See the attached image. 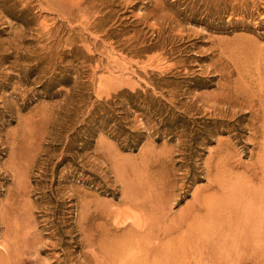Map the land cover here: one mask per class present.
Masks as SVG:
<instances>
[{
  "label": "rangeland",
  "instance_id": "rangeland-1",
  "mask_svg": "<svg viewBox=\"0 0 264 264\" xmlns=\"http://www.w3.org/2000/svg\"><path fill=\"white\" fill-rule=\"evenodd\" d=\"M262 198L264 0H0V264H264L193 246Z\"/></svg>",
  "mask_w": 264,
  "mask_h": 264
},
{
  "label": "bare ground",
  "instance_id": "bare-ground-1",
  "mask_svg": "<svg viewBox=\"0 0 264 264\" xmlns=\"http://www.w3.org/2000/svg\"><path fill=\"white\" fill-rule=\"evenodd\" d=\"M221 190H222V192H219V194H224L223 189H221ZM262 200H264V198H262ZM259 201H260V199H259ZM196 203H197V207L193 208L194 210L185 211V219L190 217L191 220L197 221L199 219L201 220L203 217L206 216L207 210H205V211L202 210V207H201V204L199 201H197ZM240 205H241V202H240ZM242 206H239V205H237L236 202L233 203V201L230 200V202L227 201L224 204H221V207L217 208L218 210H217V212H215L216 219H217V221H219L218 227H217V229H218L217 232L215 233L214 236H212V234H211L207 238L206 243L193 244V246L196 247L195 249H197V252L199 254L206 253L207 258L211 259V256L213 255V253L227 249V247H228L227 244H229L230 242H231V246H234L235 242L240 241V240H241L242 244H244L245 246H247L249 248L251 247L250 244H248L246 242V239L249 236L253 235L255 229H257V232H258L259 228H261V225L264 224V209L254 210L258 213L256 215H253L250 213V215L253 218H255V219H253V222H254V220H256V223L258 222L257 224H260V225L256 224L255 225L256 228H253L254 223L252 224L249 222V218L247 217V216H249V213L247 214V212L241 210V209H243ZM159 217L162 218L163 214L161 213V215H159ZM182 217H184V216H182ZM164 220H166V218ZM183 221H182V218L179 217V218H177V220H175L171 223L167 222L168 224H167L166 228L163 227L164 229H161V230H160V226L162 223H160L161 221L160 222L157 221V223L155 224V231L152 228V226L147 227L148 224H146L145 222H142V223L140 222L137 224V229L145 230V232L151 233V235L155 239H157L158 241H160L161 239H163L165 237L172 239L174 236H172L171 234L174 233L176 230L181 228ZM193 221H191V222H193ZM184 222L186 223L187 227H189V225H190L189 222H186V221H184ZM146 228H147V230H146ZM147 233H145V234H147ZM195 234H198V232H196V233L190 232V235L195 236ZM182 238L184 240L190 239L187 237L185 239L183 235H182ZM256 238H264V233L256 234ZM159 246L157 244L153 245V247L149 249V252H148V249L146 248L147 251L144 255L151 253L152 259L156 260V261L159 257H161V259L164 258L163 254H162V256L160 255L161 253L158 254L159 253V249H158ZM249 248H246L245 251H248ZM261 250H264V248H261ZM109 254H111V253H109ZM114 255H113V257H114ZM114 258H116V257H114ZM177 259H178V257L176 256L175 253H171L168 256V261L171 264H184V262L186 261V255H183L182 260H180L179 262H175ZM113 263H114V261H113Z\"/></svg>",
  "mask_w": 264,
  "mask_h": 264
}]
</instances>
